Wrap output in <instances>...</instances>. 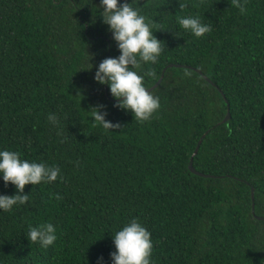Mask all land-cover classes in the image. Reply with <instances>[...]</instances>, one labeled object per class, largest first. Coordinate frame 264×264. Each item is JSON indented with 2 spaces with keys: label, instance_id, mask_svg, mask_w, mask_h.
<instances>
[{
  "label": "trees",
  "instance_id": "obj_1",
  "mask_svg": "<svg viewBox=\"0 0 264 264\" xmlns=\"http://www.w3.org/2000/svg\"><path fill=\"white\" fill-rule=\"evenodd\" d=\"M133 2L164 43L157 63L133 69L152 73L147 89L163 75L146 122L113 106L95 67L80 70L120 54L100 0H0V149L63 177L0 211V264H111L112 235L132 218L151 233L152 264H264V0H240L244 13L232 0ZM187 15L212 32L184 31ZM97 105L120 127L96 124ZM15 191L0 179V194ZM47 222L58 239L42 249L26 235Z\"/></svg>",
  "mask_w": 264,
  "mask_h": 264
},
{
  "label": "clouds",
  "instance_id": "obj_2",
  "mask_svg": "<svg viewBox=\"0 0 264 264\" xmlns=\"http://www.w3.org/2000/svg\"><path fill=\"white\" fill-rule=\"evenodd\" d=\"M232 3L241 13L245 12L244 4L240 0ZM187 5L179 3L181 9ZM99 16L108 26L112 39L116 42L120 52L117 57L103 59L98 67L91 61L89 55L87 66L80 70L91 71L95 67L94 80L107 85L111 96L116 103L114 107L131 112L138 122L150 120L160 107V97L149 91L144 83L145 75L133 69L141 67V63L155 64L161 56L164 43L156 38L155 23L141 14L140 9L131 2L121 0H100ZM177 23L184 31L190 32L197 38L212 32L211 25L204 23L199 16H178ZM103 105L91 108L93 121L105 130H114L120 127L119 123L107 120V112ZM48 121L57 129H62V117L56 113H49ZM62 180L61 169L58 166H49L43 162L29 161L22 158V153L13 150L0 149V179L5 186L11 184L16 191L12 195L0 194V211L11 212L29 202V194L24 189L28 184L39 185ZM57 198H61L57 196ZM27 239L38 244L42 249L54 246L57 236V226L47 222L37 226H29ZM115 251L110 253L111 264H152L151 257L153 243L151 233L137 219L132 218L122 228L112 235ZM97 264H105L104 257H97Z\"/></svg>",
  "mask_w": 264,
  "mask_h": 264
},
{
  "label": "water",
  "instance_id": "obj_3",
  "mask_svg": "<svg viewBox=\"0 0 264 264\" xmlns=\"http://www.w3.org/2000/svg\"><path fill=\"white\" fill-rule=\"evenodd\" d=\"M169 66H173V64H171V65H169ZM176 66H180V64H176ZM162 78H163V75H162V77L159 79V81L155 84V85H153L152 87H150V88H148V90L149 91H152V90H154L156 87H158L159 85H160V83H161V81H162ZM207 78V77H206ZM230 113H228V115L225 117V119L223 120V122H226V121H228L229 119H230ZM205 135H206V133H205ZM205 135H203V138H204V136ZM201 143H202V139L199 141V143H198V145H197V148H196V150H195V152H194V155L195 154H197L198 153V151H199V148H200V146H201ZM193 155V156H194ZM190 169H191V171H193L194 173H197V174H199V175H205V176H207V174H205V173H203V172H200V171H198V170H196L195 169V167H194V165H193V157H192V160H191V163H190ZM252 198L254 199L255 198V192H254V189H252ZM254 206H255V204H253V208H254ZM260 219H264V217H259Z\"/></svg>",
  "mask_w": 264,
  "mask_h": 264
}]
</instances>
